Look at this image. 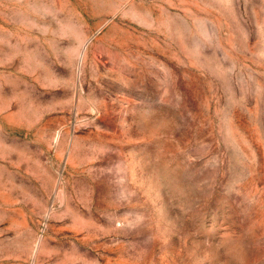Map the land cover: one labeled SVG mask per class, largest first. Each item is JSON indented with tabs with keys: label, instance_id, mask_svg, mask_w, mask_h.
<instances>
[{
	"label": "rangeland",
	"instance_id": "374dc122",
	"mask_svg": "<svg viewBox=\"0 0 264 264\" xmlns=\"http://www.w3.org/2000/svg\"><path fill=\"white\" fill-rule=\"evenodd\" d=\"M0 264H264V0H0Z\"/></svg>",
	"mask_w": 264,
	"mask_h": 264
}]
</instances>
